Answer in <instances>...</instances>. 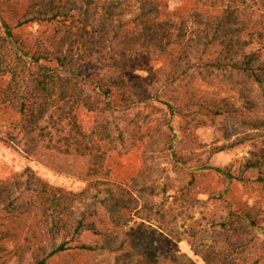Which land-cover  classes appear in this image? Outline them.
<instances>
[{
  "label": "rangeland",
  "instance_id": "1",
  "mask_svg": "<svg viewBox=\"0 0 264 264\" xmlns=\"http://www.w3.org/2000/svg\"><path fill=\"white\" fill-rule=\"evenodd\" d=\"M36 1L40 0H0L4 20L32 55L55 51L60 38L69 36L64 50L74 47V55L87 56L89 35L82 30V4L74 6L77 9L64 23L18 26L36 16L37 10L30 15V9H51V0L40 5ZM52 1L53 9L60 11V6L72 7L73 0ZM245 1L242 9L215 8L210 0L167 3L177 15V27H184V44L203 50L205 35L226 24L237 31L233 42L249 44L246 53L257 52L264 62V9H256L254 0ZM97 11V19L105 13ZM116 11L122 15L126 9ZM231 11L234 14L229 16ZM130 17L122 16L126 21ZM93 26H98L97 20ZM94 27L87 29L93 33ZM0 30L4 31L2 22ZM177 35L174 30L172 40ZM74 39L76 44L70 45ZM179 53L175 48L170 55L141 54L113 64L93 61L89 68L83 66L106 79L124 74L137 82L135 92L155 97L151 104L115 112L112 119L132 146L128 151L109 152L98 174L93 172L90 158L81 155L70 140L74 125L60 123L51 115L40 125L45 140L32 154H26L17 127L20 115L3 104L1 91L7 79L0 80V181L23 182L33 175L69 194L61 206L40 202L29 213L12 215L0 208V264H35L62 242H68V249L50 258L48 264H154L142 255L146 251L156 253V264H207L206 257L209 264H264V126L259 130L240 126L246 119L264 121V112L247 110L237 92L246 83L241 76L233 81L223 74L180 76L183 69H174L172 64ZM202 55L204 62H227L233 54L217 45ZM117 89L115 99L119 100L130 92L129 88ZM256 89L248 96H255ZM215 105L230 114L193 115V111ZM95 117L86 109L78 111L77 123L83 132H89ZM259 159L263 166H249ZM138 189H147L139 207L111 217L102 201L121 192L140 197ZM20 191L21 202L36 195L24 184ZM83 214L94 230L86 229L74 238ZM82 245L97 251L84 250ZM102 247L118 250L109 252Z\"/></svg>",
  "mask_w": 264,
  "mask_h": 264
},
{
  "label": "trees",
  "instance_id": "2",
  "mask_svg": "<svg viewBox=\"0 0 264 264\" xmlns=\"http://www.w3.org/2000/svg\"><path fill=\"white\" fill-rule=\"evenodd\" d=\"M210 2L213 4L212 7L223 6L222 9H242L246 4L245 0H210ZM42 3H46V0L35 2L37 5ZM48 3L51 9H30V15L37 10L36 16L21 21L18 26H24L29 22L41 23L57 20L64 23L77 9L74 6H79L78 4L81 3L79 10L82 11L84 18L82 30L84 34L89 35L86 41L89 50L88 55L84 57L74 55V47L68 52L65 51V45L69 42V36H67L66 39L60 38V44L56 46L55 51H38L32 55L28 46L14 35L0 9V22L4 29V31L0 30V80L7 79L1 96L3 104L20 115L17 127L23 135L26 154H32L45 140L40 125L49 115L60 123L69 121V124L74 125L76 131L72 132L74 134L70 136V140L73 141L81 155L90 158L92 170L97 174L104 167L109 152H124L131 148L132 145L126 143L119 125L112 119L113 115L124 107L151 104L155 97L135 92L137 82L127 80L124 74L106 79L100 76L99 71L89 72L88 68L92 65L90 62L93 61L113 64L124 57L141 54L170 55L173 49L179 48V56L172 61V64L174 69H183L180 76H188L191 73L208 76L223 74L225 78L232 81L236 76H241L245 78L246 83L243 88H238L237 92L245 100L247 110L264 112V62H261L257 52L246 53L245 48L249 44L245 43L241 46L235 44L233 35L237 31L226 24L219 25L205 35L206 42L204 49L201 50L199 47L194 48L190 43L185 42L184 44L182 40L185 35L184 27L183 25L177 27V15L170 12L167 0H73L71 1L72 7L60 6V11L53 9L54 1L51 0ZM125 3L128 4L126 7ZM253 3L256 9H264V0H254ZM93 9L96 10L93 12ZM97 9L105 10L104 15L98 19ZM116 9H126V11L118 15ZM125 14L131 16L127 21L122 18ZM231 14L234 12L231 11L229 16ZM96 20L98 26L95 28L93 24ZM90 26L95 29L93 33L87 29ZM174 30L178 31V35L172 40ZM79 37L85 38V35L81 34ZM74 44H76L75 39L70 45ZM217 45L224 46L227 53L233 54L232 59L227 62L221 60L204 62L202 54H207L213 46ZM84 65L88 66L87 70L84 69ZM92 70H94L93 67ZM138 85V87L145 88L141 84ZM116 86L118 92L121 88H129L130 92L120 100L115 99ZM254 88H257L256 95L249 97L248 95L253 92ZM81 109H86L96 116L89 132H83L77 123L78 111ZM230 112V110L225 111L223 107L215 105L213 108L207 107L205 111L201 109L193 111V115L222 116ZM247 125L254 130H259L264 126V121L249 122L246 119L240 122V126ZM0 141H3L1 137ZM249 164L252 168L263 166L260 159ZM216 171L224 174L220 169ZM23 184L27 191L36 194L34 199L21 202L22 192H19V189ZM145 191L147 189H138L140 197L132 193L121 192L104 199L102 203L112 217L123 210L139 207L140 198ZM68 197L69 194L62 189L51 187L33 175L23 182L20 179L0 181V208H4L12 215L16 212L29 213L40 202L46 205L54 202L61 206ZM85 222L86 217L83 214L74 229V238L80 236L86 229L94 230V224ZM67 244L68 242H62L46 257L38 259L35 264H48L50 258L68 249ZM80 248L97 251L96 247L87 245H82ZM102 249L107 248L102 247ZM107 250L114 252L118 249ZM142 255L149 262L157 263L155 252L146 251ZM205 261L207 264L210 262L208 257ZM126 264L139 263L129 261Z\"/></svg>",
  "mask_w": 264,
  "mask_h": 264
}]
</instances>
